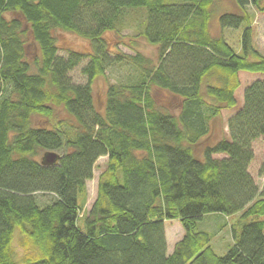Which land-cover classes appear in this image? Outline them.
I'll return each mask as SVG.
<instances>
[{"label": "trees", "instance_id": "obj_1", "mask_svg": "<svg viewBox=\"0 0 264 264\" xmlns=\"http://www.w3.org/2000/svg\"><path fill=\"white\" fill-rule=\"evenodd\" d=\"M235 1L237 13H218L221 0H0V264H264V183L250 170L264 139V79L228 119L231 138L197 156L237 105L240 73L264 75L249 12L264 13V0ZM215 19L243 27L240 51L213 32ZM132 25L135 54L112 56L107 34ZM57 31L92 51L61 55ZM86 60L77 84L71 74ZM121 64L133 80L109 85L101 111L93 86ZM49 152L60 158L44 165ZM101 157L96 199L80 219ZM212 214L239 217L224 256L199 228ZM175 220L185 234L169 254L165 223Z\"/></svg>", "mask_w": 264, "mask_h": 264}, {"label": "rangeland", "instance_id": "obj_2", "mask_svg": "<svg viewBox=\"0 0 264 264\" xmlns=\"http://www.w3.org/2000/svg\"><path fill=\"white\" fill-rule=\"evenodd\" d=\"M220 6L218 9V13L224 12H232L237 13L238 7L235 0H221ZM249 12L254 16L252 28L254 30V39L257 48L264 54V13L258 12L252 6L249 7ZM219 19L214 20L213 24V32L215 34H222L224 37L232 44V46L237 50L240 51L241 49V35L243 27L235 29V28H221ZM137 34L138 30L131 26L124 30L119 36L108 33L107 40L110 42V51L111 55L115 56L118 53L123 54H135V51L128 45L130 43V39H134L137 41ZM56 36L58 39V45L60 48V54L63 56H67L69 50L80 51L83 53H90L92 51L91 44L88 40L78 37L75 34L57 31ZM126 42L127 44H121V40ZM139 43V50L143 52L145 55L150 57H155L157 53V48L155 46H151L143 40H138ZM87 64V60L84 61L80 67L74 70L71 74L72 79L77 84H84L86 83V78L82 75L81 69L84 65ZM134 68L128 64H121L116 65L115 67L109 68L107 71V77L98 79L94 86V94H95V102L96 106L99 110L105 111V104H106V92L109 85L119 82H130L133 80ZM241 79V87L236 92V99L237 105L231 110L223 111L221 117L215 122L214 124V134H211L209 137L204 139L205 145L203 150L197 154L203 159L204 150L207 147L214 146L219 140L227 138L230 139V134L227 127L228 119L234 115L239 109L242 108L244 103V92L248 85L258 79H264V75L262 74H253L247 72L240 73ZM61 119L67 118L68 116L61 111L60 116ZM43 122H37V124H43ZM256 149L257 155L256 160H254L251 166V172L253 175L257 174L256 171L259 170L261 164L264 162V143H259L258 145L254 146ZM216 158H223L225 157L224 154L216 155ZM108 158L101 157L95 167L94 171V178L87 183L86 194L85 196H80L79 201L80 203H84L82 212L80 214V219L84 218V216L89 212L90 208L92 207L98 191V182L101 174L105 170L107 166ZM38 200L41 205L47 204L51 202L52 196L51 195H42L38 194ZM237 217H231L230 221H226L224 217L221 218L222 225L219 227H207L210 234L213 236L212 246L215 248L216 252L224 256L229 251L230 247L233 245V236L231 230V223L238 220ZM264 220V219H263ZM82 224V221L81 223ZM205 225H207L205 223ZM200 230L204 228L202 223L199 225ZM211 228V229H209ZM168 230L169 232L173 233L172 238L170 239L171 243H175L174 246L178 241H180L184 234L185 230L183 225L179 220L171 221L168 223ZM178 230V232H177ZM181 237V238H180ZM180 238L177 242L176 239ZM168 244V243H167ZM14 246L17 250V259H21L24 256V251L22 248H19V237L18 232L15 233L14 237ZM174 250V249H173Z\"/></svg>", "mask_w": 264, "mask_h": 264}, {"label": "crops", "instance_id": "obj_3", "mask_svg": "<svg viewBox=\"0 0 264 264\" xmlns=\"http://www.w3.org/2000/svg\"><path fill=\"white\" fill-rule=\"evenodd\" d=\"M259 143H264V139H261V140L255 142V146L258 145ZM254 150H255V155H257V153H256V149H255V148H254ZM255 160H256V157H255ZM256 173H257V174H255V175H253V176L255 177V179H256L257 184L259 185V187L262 188L263 183H264V179H263L262 177L259 176L258 171H256ZM222 217H224L225 220L227 219L225 216L220 215V214H212V215H208V216H206V217L201 221L202 225L204 226V228H203L202 230H205V231H208V232H209V230H207V227H209V226H211V227H219V226H221V225H222V223H221V218H222ZM226 221H227V220H226ZM229 221H230V220H229ZM169 222H171V221H166V223H165V228H166V238H167V243H168V253L171 254V253L173 252L174 247H175V246H174L175 243L173 244V243H171V241H170V239H171L172 236H173V233L169 232V230H168V223H169ZM205 223H206L207 225H205ZM209 229H211V228H209ZM177 232H178V230H177ZM180 238H181V237H180ZM180 238L176 239V242H177ZM233 243H234V241H233ZM214 249H215V248H214ZM215 251H216V250H215Z\"/></svg>", "mask_w": 264, "mask_h": 264}, {"label": "water", "instance_id": "obj_4", "mask_svg": "<svg viewBox=\"0 0 264 264\" xmlns=\"http://www.w3.org/2000/svg\"><path fill=\"white\" fill-rule=\"evenodd\" d=\"M59 158L60 156L57 153L49 152L44 156L42 163L44 165H53L59 160Z\"/></svg>", "mask_w": 264, "mask_h": 264}]
</instances>
